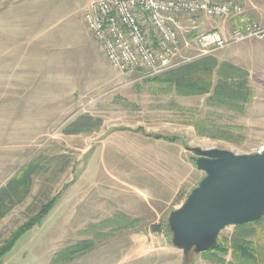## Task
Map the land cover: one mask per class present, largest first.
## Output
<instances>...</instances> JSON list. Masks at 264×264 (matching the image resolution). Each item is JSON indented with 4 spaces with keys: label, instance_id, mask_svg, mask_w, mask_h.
I'll return each instance as SVG.
<instances>
[{
    "label": "rangeland",
    "instance_id": "obj_1",
    "mask_svg": "<svg viewBox=\"0 0 264 264\" xmlns=\"http://www.w3.org/2000/svg\"><path fill=\"white\" fill-rule=\"evenodd\" d=\"M88 2L39 0L18 24V69L16 56H5L11 69L0 76V84H8L0 86V98L7 93L0 104V190L10 181L9 189L17 186L25 167L36 168L27 186L19 188L22 199H12L11 211L0 220V242L57 196L44 220L9 252L10 264H53L57 253L82 240L93 242V248L70 264H182L183 254L172 247L165 229L169 213L203 177L188 149L248 154L264 146V39L213 55L222 60L235 56L236 66L248 74L247 102H235L238 110L225 111L209 106L202 96L155 91V77L142 71L112 72L86 29ZM241 19L264 27V0H246L241 17L186 18V26L196 28L180 38L173 69L205 58L196 57L198 36L212 31L227 35ZM80 118L94 122L92 131L68 132ZM219 129L231 139L197 135ZM91 207L100 213L98 225L85 224L82 212H94ZM113 217H121L119 226L110 224ZM154 225L160 226L158 232L152 231ZM232 231L227 227L219 237ZM190 261L212 264L200 254Z\"/></svg>",
    "mask_w": 264,
    "mask_h": 264
},
{
    "label": "built area",
    "instance_id": "obj_2",
    "mask_svg": "<svg viewBox=\"0 0 264 264\" xmlns=\"http://www.w3.org/2000/svg\"><path fill=\"white\" fill-rule=\"evenodd\" d=\"M245 1L89 0L83 18L111 71L122 75L142 71L151 78L177 66L172 62L180 51L179 40L196 28L187 27L186 18L241 17ZM250 39L263 40L264 27L241 19L227 36L217 31L198 36L196 57L210 56ZM263 152L264 146H260L252 153Z\"/></svg>",
    "mask_w": 264,
    "mask_h": 264
},
{
    "label": "trees",
    "instance_id": "obj_3",
    "mask_svg": "<svg viewBox=\"0 0 264 264\" xmlns=\"http://www.w3.org/2000/svg\"><path fill=\"white\" fill-rule=\"evenodd\" d=\"M214 75L218 80L216 86L212 85ZM248 74L245 70L228 64H218L213 57H205L200 60L180 66L176 69L169 70L151 81L155 84L153 90L165 91L168 95L176 97L190 98L200 97L211 94L207 103L213 107H223L229 111H236L238 107L233 105L235 102L245 103V89L248 86ZM94 122L89 118H80L68 128L70 131L91 132ZM208 125V124H207ZM199 128V124L196 128ZM214 132L206 135L197 131L200 137H210L212 139L230 140L231 135L225 130H213ZM168 142L176 141L171 137H156ZM36 166L30 165L25 167L19 174H22L21 182L9 189L10 183L0 190V220L11 211L9 205H13L12 199L21 200L23 194H19V188L26 187L30 175L35 171ZM18 174V175H19ZM26 190V189H25ZM27 191V190H26ZM58 197L44 203L38 211L30 216L22 225L10 233L8 238L0 242V264L4 257L14 248L17 241L34 226L39 225L47 216L49 211L57 202ZM121 218V217H119ZM126 221L127 218L124 217ZM130 222H135L134 220ZM129 222V223H130ZM264 216L254 223L234 226L230 236L226 238L218 237L217 247L213 251L205 252L200 255L212 264H264ZM159 225L152 226L153 232H158ZM166 235L170 236L168 228L165 229ZM93 248V242L82 240L72 246H68L63 251L57 253L53 259V264H70L75 258L84 254ZM192 255V254H191ZM190 256L182 264H193ZM227 255L230 257L229 262L225 261Z\"/></svg>",
    "mask_w": 264,
    "mask_h": 264
},
{
    "label": "water",
    "instance_id": "obj_4",
    "mask_svg": "<svg viewBox=\"0 0 264 264\" xmlns=\"http://www.w3.org/2000/svg\"><path fill=\"white\" fill-rule=\"evenodd\" d=\"M188 151L203 177L167 218L171 245L185 259L215 250L225 228L254 223L264 216V152Z\"/></svg>",
    "mask_w": 264,
    "mask_h": 264
},
{
    "label": "crops",
    "instance_id": "obj_5",
    "mask_svg": "<svg viewBox=\"0 0 264 264\" xmlns=\"http://www.w3.org/2000/svg\"><path fill=\"white\" fill-rule=\"evenodd\" d=\"M38 1L39 0H0V76H1V78H4V76H5V74H3L2 71H6V69H11L7 66L8 59L5 58V56H7L9 54L16 56V58H14V61L12 60L13 64H14V66H16L15 68H17V69H18V66L20 65L21 59L18 56H20L22 54V50H21V48L19 49V47H18L20 44L19 39L21 38V36H20L21 33L19 32L20 29L18 27V24H21L22 22H24V17L26 16V12H28L27 9L30 8V10L33 11L34 6L38 5ZM227 35H225V36H227ZM250 40H252V39H250ZM250 40H246V41H250ZM229 47H227V48H229ZM238 50L239 49L237 47L231 51L235 52ZM221 51H223V50H221ZM218 52H220V51H218ZM218 52H215L214 54L216 55ZM214 54H212L210 56L215 58L219 65L223 64V63H228V64L236 66L235 56H232V60L231 59L222 60L219 57H214L215 56ZM222 54H224V53H222ZM220 57H222V56H220ZM233 59H235V60L233 61ZM6 67H8V68H6ZM114 73L118 74L116 72H114ZM1 81H4V80L2 79ZM218 83L219 82L216 78V75H214L213 80H212V85L216 86ZM4 85H5V88L8 87V84H4V82H1L0 86H4ZM6 96H7V93L5 95V98H0V104L4 103L6 101L5 100ZM210 96H211V94H208V95L202 96V97L206 98V103H207V99ZM191 98H197V97H191ZM240 104H242V103H240ZM216 108L222 109L225 111H229L228 109H226L225 106H223V107L218 106ZM89 210L94 211V212H85V211L82 212L83 215L87 214V217L85 218V222H86L85 224H87V225H89V224L90 225H98L99 223H101L102 221L98 219V214H100V213H97L98 208L97 207H93V208L91 207ZM119 223H121V221L119 220V217L111 218L110 224H113L115 226H119ZM114 229H117V227H115ZM10 253H8L4 257L1 264H10L11 263L10 261H8V255Z\"/></svg>",
    "mask_w": 264,
    "mask_h": 264
},
{
    "label": "bare ground",
    "instance_id": "obj_6",
    "mask_svg": "<svg viewBox=\"0 0 264 264\" xmlns=\"http://www.w3.org/2000/svg\"><path fill=\"white\" fill-rule=\"evenodd\" d=\"M249 154V153H248Z\"/></svg>",
    "mask_w": 264,
    "mask_h": 264
}]
</instances>
